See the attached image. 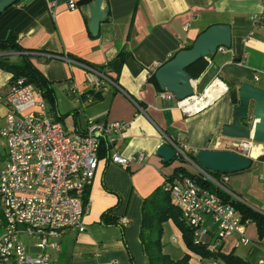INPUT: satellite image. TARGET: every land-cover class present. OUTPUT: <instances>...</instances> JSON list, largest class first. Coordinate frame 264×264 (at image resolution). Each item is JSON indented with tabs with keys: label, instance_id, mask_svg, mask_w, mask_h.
Masks as SVG:
<instances>
[{
	"label": "crops",
	"instance_id": "obj_1",
	"mask_svg": "<svg viewBox=\"0 0 264 264\" xmlns=\"http://www.w3.org/2000/svg\"><path fill=\"white\" fill-rule=\"evenodd\" d=\"M93 1L21 0L0 16V39L15 34L25 54L51 83L56 98L54 112L67 131H84L99 121L126 122L129 127L117 142L119 152L126 158L142 153L147 158L127 168L101 159L89 194L86 231L65 237L62 251L55 255L56 264H150L140 238L144 202L168 185L167 178L175 176L178 168L191 174L195 171L181 158L163 163L157 155L161 132L193 154L232 150L237 141L223 136V128L232 124L238 105L231 93L245 83L264 90V0H104L109 15L97 36L90 33L84 14L85 6ZM71 2L76 9L69 8ZM217 24L231 26V49L205 59L204 67L198 64L188 72L198 82V92L216 77L229 92L202 113L185 117L174 102L160 98L155 73L181 51V44L188 49L200 34ZM39 53H66L75 63L47 59ZM83 64L102 69L108 65L110 76L127 95L114 89L108 94H92ZM11 78L12 74L0 69V95L7 93ZM6 115L0 104V127L6 124ZM263 154L264 146L254 150L252 167L234 174L231 180L239 198L262 215L264 161L258 157ZM111 210L118 224L105 226L102 217ZM122 218L129 219V224L123 227L119 222ZM171 225L183 241L181 231ZM205 225L215 231L212 217ZM246 234L250 245L235 248L237 238H232L221 243L222 252L234 253L249 264H264V237L260 238L257 224L251 222ZM173 244L178 245V239ZM163 245L172 259H182H175ZM183 245L184 255L191 256L189 264H210L191 253L184 241Z\"/></svg>",
	"mask_w": 264,
	"mask_h": 264
},
{
	"label": "built area",
	"instance_id": "obj_2",
	"mask_svg": "<svg viewBox=\"0 0 264 264\" xmlns=\"http://www.w3.org/2000/svg\"><path fill=\"white\" fill-rule=\"evenodd\" d=\"M76 7L74 2L69 4L70 9ZM185 49L187 45L181 44L180 50ZM222 52L226 48H220L218 53ZM38 55L75 63L66 53ZM82 66L92 94H108L114 89L127 95L110 76L108 65L102 70L88 64ZM228 92V86L216 77L201 92L183 101L169 92H161L160 98L174 102L185 117H193L212 107ZM88 100H93L91 94ZM133 102L145 113L139 102ZM0 104L7 110L6 124L0 127V264H56L55 255L62 251L65 237L86 231L84 218L101 159L107 158L127 168L132 163H144L146 155L126 158L119 152L117 142L129 127L126 122L99 121L90 123L84 131H67L42 90L24 79L10 84L7 93L0 95ZM161 140L162 144L173 146L177 158L195 170L192 175L245 204L228 188L232 175H214L202 168L192 158L198 153H190L186 146L176 144L164 132ZM262 146L253 140H238L231 151L253 159L254 149ZM169 189L172 203L193 231L194 244L206 245L212 252L232 238H237L235 248L251 244L246 231L252 221L244 220L217 192L186 175L177 176ZM208 217L214 220V232L205 225ZM119 222L124 227L129 219L122 218Z\"/></svg>",
	"mask_w": 264,
	"mask_h": 264
},
{
	"label": "water",
	"instance_id": "obj_3",
	"mask_svg": "<svg viewBox=\"0 0 264 264\" xmlns=\"http://www.w3.org/2000/svg\"><path fill=\"white\" fill-rule=\"evenodd\" d=\"M20 0H0V16L14 7ZM89 22L90 33L97 36L102 23L109 15L104 0H94L84 8ZM232 28L227 24H217L199 35L191 48L181 50L176 56L161 66L155 73V79L162 92L175 95L183 101L198 92V82L193 80L188 69L201 59L214 58L220 48L231 49ZM231 99L238 104L234 109L231 125L223 128V136L232 140H253L264 146V90L251 83L243 84L231 93ZM157 155L164 164H170L177 158L175 148L162 144ZM264 161V154L258 157ZM254 160L230 150H202L197 155V163L213 173L234 175L249 170Z\"/></svg>",
	"mask_w": 264,
	"mask_h": 264
},
{
	"label": "trees",
	"instance_id": "obj_4",
	"mask_svg": "<svg viewBox=\"0 0 264 264\" xmlns=\"http://www.w3.org/2000/svg\"><path fill=\"white\" fill-rule=\"evenodd\" d=\"M20 1L16 5H18ZM189 48H191V46ZM31 58V56L25 54V50L20 46L15 34L10 33L5 40L0 39V69L12 74L10 84H15L19 79H24L28 84L35 85L42 90L49 107L54 111L56 98L52 85L33 64ZM204 60L205 59H201L191 66L188 71ZM98 69L102 70V68ZM95 95L98 94L96 93ZM103 152L106 153V147L103 148ZM192 158L197 161L196 155H193ZM212 174L218 175L217 173ZM179 175H186L193 179H197L203 187L217 192L226 202H230L242 214L244 220H250L256 223L260 238L264 237V215L254 211L245 204L232 200L212 186V184L203 182L198 176L192 175L185 168L180 167L176 170L175 176L167 178L168 185L157 189L154 194L144 202L140 238L150 264H189L190 262L191 256L189 254L182 259L174 260L164 252V245L162 242L164 225L169 221H172L181 231L187 249L191 253L200 256L202 259L210 262H223L224 264H249L234 253L225 254L221 252V245L217 247V251L212 252L208 250L206 245L200 246L194 244L193 231L184 223L181 211L172 203L171 199L169 187ZM113 211L114 210H111L103 215L102 222L105 226L118 224L116 217L112 216Z\"/></svg>",
	"mask_w": 264,
	"mask_h": 264
},
{
	"label": "rangeland",
	"instance_id": "obj_5",
	"mask_svg": "<svg viewBox=\"0 0 264 264\" xmlns=\"http://www.w3.org/2000/svg\"><path fill=\"white\" fill-rule=\"evenodd\" d=\"M206 63V61L204 60L203 62H201V66L204 67V64ZM203 90V89H201ZM191 167V166H190ZM228 188L231 189L232 191H234L232 189L231 183L230 185H228ZM172 221L167 222V224L164 227V236H163V243L166 245V250L167 252L171 253L172 256L175 259H179V258H183L185 257L187 254L184 255L182 249H184V245H183V241L181 239V236L179 233H177V231L174 229V227L171 225ZM173 223V222H172ZM174 224V223H173ZM175 239H178L179 244L178 245H174L173 241ZM220 251L222 252V249L220 248ZM55 254V253H54ZM184 255V256H183ZM209 263V262H208Z\"/></svg>",
	"mask_w": 264,
	"mask_h": 264
},
{
	"label": "bare ground",
	"instance_id": "obj_6",
	"mask_svg": "<svg viewBox=\"0 0 264 264\" xmlns=\"http://www.w3.org/2000/svg\"><path fill=\"white\" fill-rule=\"evenodd\" d=\"M258 148H255L254 150H257Z\"/></svg>",
	"mask_w": 264,
	"mask_h": 264
}]
</instances>
